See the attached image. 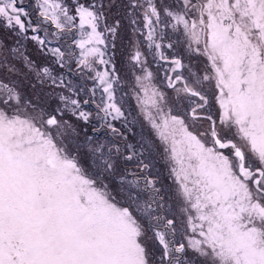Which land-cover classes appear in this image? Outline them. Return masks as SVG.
Returning <instances> with one entry per match:
<instances>
[{
  "label": "snow or ice",
  "instance_id": "1",
  "mask_svg": "<svg viewBox=\"0 0 264 264\" xmlns=\"http://www.w3.org/2000/svg\"><path fill=\"white\" fill-rule=\"evenodd\" d=\"M0 264H264V0H0Z\"/></svg>",
  "mask_w": 264,
  "mask_h": 264
}]
</instances>
